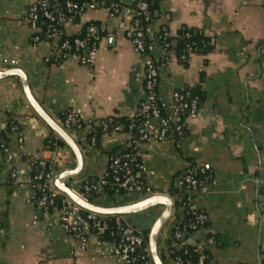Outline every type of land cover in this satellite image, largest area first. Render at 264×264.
Instances as JSON below:
<instances>
[{"label":"crops","instance_id":"1","mask_svg":"<svg viewBox=\"0 0 264 264\" xmlns=\"http://www.w3.org/2000/svg\"><path fill=\"white\" fill-rule=\"evenodd\" d=\"M36 1L0 0V71L23 70L37 99L60 125L67 109L82 110L85 125L74 137L83 169L78 182H68L77 188L84 180L101 179L109 152L127 145L126 132L104 133L94 147L82 146L81 140L93 132L91 122L137 110L144 98V59L126 38L124 21L104 9L82 11L66 27L76 35L87 22L97 23L104 34L92 64H80L45 42L34 46L25 15ZM183 27L209 38L213 50L191 53L186 65L171 56L161 73L159 94L166 99L175 90L199 86L201 115L188 121L178 141L138 143L144 181L168 193L188 159L209 169L212 177L205 190L195 193L206 225L186 237V244L206 251L211 264H264V0H158L153 34L164 29L175 36ZM153 50L160 52L157 44ZM6 105L20 128L0 131L12 152L11 160L0 153V264H121L109 242L92 233L83 246L61 228L58 209L45 214L35 202L37 161L63 150L53 181L60 191L57 178L76 167V157L67 145L46 147L47 137L58 136L29 105L19 77L0 79V107ZM142 198L126 193L102 195L93 202L109 207ZM161 210L155 207L127 220L150 228ZM173 216L182 219L185 212L178 208ZM209 236L215 243L207 242ZM170 238L167 224L159 239L160 255Z\"/></svg>","mask_w":264,"mask_h":264},{"label":"built area","instance_id":"2","mask_svg":"<svg viewBox=\"0 0 264 264\" xmlns=\"http://www.w3.org/2000/svg\"><path fill=\"white\" fill-rule=\"evenodd\" d=\"M80 3V4H79ZM61 5V6H60ZM78 6L79 13L85 10L104 9L110 17H117L124 21L123 31L137 52L144 59V98L139 104V109L135 110L128 117L137 118L138 121L131 122L128 130H123L121 125L109 128L104 120L94 121L90 124L94 127L100 126L104 133L126 132L128 142L136 138L138 143L151 139L163 141L167 139L181 138L185 135L188 128V121L201 115L199 97L193 96L189 91L181 94L175 90L168 98H163L159 94L160 77L166 63L169 60V43L160 42L153 34L152 14L147 0H65L60 4L59 0H37L29 5L25 15V23L32 29V43L36 46L40 42H45L53 50L65 53L72 60L80 64H92L96 59V53L101 40L98 28L94 24L87 25L83 30V36L74 37L70 40L66 31L69 24L75 22L74 7ZM49 22L45 31V37L41 38L42 21ZM164 30V29H163ZM167 35V32H166ZM66 38H62V37ZM189 36V34H187ZM157 44L160 48L158 55H155L153 45ZM72 49V50H71ZM69 51V52H68ZM68 52V53H67ZM191 53V51H190ZM186 57H181L184 60ZM9 106L0 107V131L18 132L19 123L13 116L8 114ZM61 126L73 137L83 129L85 122L82 118L80 108H70L64 112V117L60 121ZM84 147L96 146L95 137L81 140ZM0 153L11 160L12 152L8 144L0 136ZM55 156L43 157L37 161L38 172L34 175V194L36 189L39 191L37 200L38 206L50 214L54 205V198L60 197L59 222L61 228L72 238L83 246L87 243V237L92 233L99 239L101 236L109 235L111 240V253L120 261L121 264H154L150 257L148 241L145 236V228L135 226L127 220L128 216L123 215H101L85 210L74 203L67 195L57 191L53 186V181L58 174V167L64 158L61 149L54 151ZM138 153H122L118 156L109 155L108 168L104 176L96 185L83 183L79 187L72 188L73 191L82 199L92 201V193L106 195L104 185L109 171L121 173L116 176L118 187L127 193H137L143 197L150 195L163 194L164 192L148 186L144 179H137L131 163H136L139 173L144 174L146 167L144 163L137 161ZM203 166L189 163L183 175L179 176L176 186L182 188L180 197L186 198V205L189 211L200 210L195 204V193L198 190H205L209 179L199 180L194 175L203 173ZM264 185V182H263ZM174 202L175 199L167 193ZM173 217V218H172ZM168 224H171V238L164 246L163 255L165 264H206V254L200 247H191L186 244V234L193 235L203 227L206 220L205 213L200 210L196 215V220L201 225L197 228L190 221L184 218L177 219L172 215ZM209 244L215 243L214 236L207 239Z\"/></svg>","mask_w":264,"mask_h":264},{"label":"trees","instance_id":"3","mask_svg":"<svg viewBox=\"0 0 264 264\" xmlns=\"http://www.w3.org/2000/svg\"><path fill=\"white\" fill-rule=\"evenodd\" d=\"M60 4H62L65 0H59ZM149 2V6H150V11L152 14V19L155 18L156 16V10L158 8V0H147ZM80 4V3H79ZM61 6V5H60ZM79 9L78 6L74 7V19L75 21L78 20L79 18ZM49 22L46 21H42V23L40 24L42 27V31L39 33L41 38L45 37V31L47 29ZM89 24H94L97 25V23L90 21L87 22L83 28L82 31L76 35H72L70 37H68L70 40H72L74 37H80L83 36V30L84 28L89 25ZM98 28V26H97ZM167 32V35H166ZM98 33L102 36L104 33H102L101 31H99L98 29ZM187 34H189V36H187ZM62 38H66V37H62ZM156 39L160 42H167L169 43V50H170V55H169V59L171 56H175L181 63H183L184 65L189 63V59H190V54L191 53H200V54H207L209 52H211L213 50V45L211 44V41L209 38L195 32L193 29H189L186 27L181 28L177 35L175 36H171L167 30H161L156 34ZM72 50V49H71ZM191 51V53H190ZM69 52V51H68ZM67 52V53H68ZM65 54V53H64ZM67 55V54H66ZM185 56L186 58L184 60L181 59L182 56ZM186 91H189L193 96H197L199 97L200 100V107H201V102L203 99V93L200 90L199 86H195V87H186L184 89H180L179 92L181 94L185 93ZM139 109V107L137 108ZM64 117V113L62 114V118ZM104 121H106L108 123L109 128H113L116 125H121L123 127V130H128V126L131 122H136L138 121L137 118H133L130 119L128 116H122V117H113V118H105L102 119ZM20 128V125H19ZM104 134V131L102 130V128L100 126H96L94 131L88 136L87 141L90 140L91 137H95L96 139V146L99 144V141L102 137V135ZM179 137L176 138L175 140L178 141ZM45 144L46 147L50 150H54V148L56 146H65V142L60 139L59 137H55V136H49L45 139ZM137 145H138V139L133 138L131 139L127 145L125 147H115L113 148L110 152L109 155L110 156H118L122 153H128V154H133L135 152H137ZM189 163L191 164H196L195 162H193L192 160L188 159ZM137 161L139 163H142V159L140 158V156H138ZM130 168H132L136 174V178L137 179H144V174L139 173L138 168L136 167V163H131L130 164ZM204 171L199 172L198 174L194 175L195 178L202 180L204 178L210 179L211 173L209 171V169H207L206 167H203ZM186 169H184L183 171H181L179 173V175H183L184 171ZM121 175V173H113L111 171H109L108 176H106V184L104 185V191L105 194L108 195L109 197H116V196H120V195H124L127 192L125 190H123L121 187H118V183L116 181V176ZM100 179H95V180H84L83 183H89L90 185H96L98 183ZM37 182L34 181V185L36 186ZM182 188L177 187L176 185H174L171 189H169L168 193L174 197L175 199V207H181L183 205H186V198H182L180 197V193L182 192ZM163 192V191H162ZM38 196H39V191L36 189L35 194H34V200L37 203L38 200ZM100 194H96V193H92L90 195V199H92V201L99 197ZM60 197H55L54 198V205L51 208V210L53 211L55 208L59 209L60 208ZM185 211L187 212L185 215V219L184 221H190L193 224H195L198 227H200L201 225L198 223V221L196 220V215L197 213H199L200 210H195V211H189L188 212V207L185 208ZM203 226L206 225V221L202 224ZM148 233H149V228L145 229V236H146V240L148 241ZM189 233V232H188ZM186 234V237L189 236V234ZM100 239L102 240H111V237H109V235H104L101 236ZM189 249L192 250L191 246H189ZM206 254V264H211L210 260L207 256L206 251H204ZM161 258L163 259V261H165V256L161 253Z\"/></svg>","mask_w":264,"mask_h":264},{"label":"water","instance_id":"4","mask_svg":"<svg viewBox=\"0 0 264 264\" xmlns=\"http://www.w3.org/2000/svg\"><path fill=\"white\" fill-rule=\"evenodd\" d=\"M12 76L20 78L24 95L31 108L35 111L38 117H40V119H42L51 128V130L65 142V144L71 149L76 157V167L72 170H65L58 176L56 181L57 188L62 193L67 195L74 203L81 206L85 210L84 214H86V212L88 211H91L101 215L133 216L144 213L155 207H162L161 212L154 219L151 227L149 228L148 248L151 260L154 264H165L159 253V239L162 230L169 223L173 215V199L167 193H163L146 196L132 203L105 207L79 197L73 191L72 187L68 185V182L71 180H74L75 183L78 182L77 180L83 169V155L81 152V148L77 144L75 138H73L59 123H57L47 113L44 106L37 99V96L33 91L31 83L29 81L28 75L23 70L18 68H11L5 71H0V79Z\"/></svg>","mask_w":264,"mask_h":264}]
</instances>
